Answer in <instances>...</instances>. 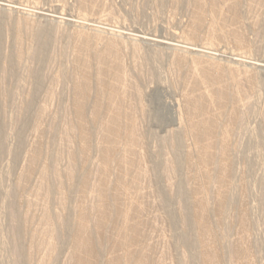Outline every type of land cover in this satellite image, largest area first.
I'll return each instance as SVG.
<instances>
[{"label":"rangeland","instance_id":"rangeland-1","mask_svg":"<svg viewBox=\"0 0 264 264\" xmlns=\"http://www.w3.org/2000/svg\"><path fill=\"white\" fill-rule=\"evenodd\" d=\"M8 1L21 3L25 11H21L20 13L19 12L15 13L14 11L13 12L9 10L4 11V9L1 10L0 8V14H1L0 20L4 19L2 20L4 27L5 24L8 25L6 26V30L8 31V33L7 31L5 32L4 27H3L4 30H2V34H4L5 36L2 35V37L4 36L2 38L4 43L3 42H2L3 44L1 43L3 45V46L1 45L2 46L1 51L2 49L3 51L0 60L1 61L0 62V77H1L0 102H2V104L5 106L3 122L5 128L4 144L6 149L5 154L0 156V264H14L16 261V254L12 249L13 248L11 244L12 239L10 235V226H9L11 225L9 208L12 202H17V203L19 202L18 203L19 211L23 217L25 216L27 218L26 219L24 217L25 228L23 229V231L24 230L25 231L23 234L24 235L23 244L25 247V251L26 250L28 251V252L26 251V253L30 255V256L27 255L29 261L28 264H46L45 263L46 260L50 261V262L47 261V264H50L52 261L53 264H75L74 263L75 259L76 258L79 259L78 258L79 255L75 247L76 243H73L76 242V231L78 230L77 225L79 226V224L77 223L78 222L80 223V220L77 218L79 216L77 215L81 213L80 211L82 209V206L84 205V204L82 205V202L84 203L87 202L85 203L87 207L88 205H92L89 206L91 207L89 209L92 212H95L97 210L96 207H98V203L100 199L99 196L102 195V191L100 187H98L99 186L98 181L100 178L99 175H101L102 172L100 166L102 165L101 154L103 153V151L101 150H104L107 146L106 144L107 142H105L106 134L104 133L106 132V130L104 129V127H108V125L110 124V120L112 119L111 116H113L114 111L117 113V115H119V119L121 118L120 128L122 129L121 130L122 135L120 137V140H118L119 142H117L116 146L118 147H115V149L117 148L115 150L116 154L115 153L113 154L114 167L113 166L111 167L112 174L110 173L111 176L110 179L114 185H112L111 183V187L112 186L113 187L111 188V192L109 194L110 196L108 197V199L109 202L119 199V202L120 203L122 202L121 206L124 207H129L127 205H133L134 207L132 206V208L133 209L136 208L134 210L137 213L135 214V216L131 217L132 218L131 221L129 220L127 222H125V220L122 219V217L119 214H117V216L114 218L115 221L112 220L114 223L108 220L104 221L103 224L106 223V226L103 225L105 235L103 234L101 240V248H102L101 259L102 261H104L103 259H105V261L102 263L113 264L114 260L115 262L116 261L119 262L120 260V263L122 264L123 263L136 264L135 260L138 259V257L147 256L148 264H193V263L206 264L202 256L204 254L203 252H207L209 249H211L209 248L210 246L209 242H207L208 244L206 245L205 244L202 245V243H200L199 246L196 245L195 248L193 249L188 247H186L187 248L186 249L185 247H180L177 245L176 239L178 240V237L180 236L179 234L180 233L182 234L183 232L187 231L189 229V226L187 227L188 228L187 229L186 227L181 228V226L179 225H173V222L171 221V216L173 215V212L176 215L177 212L183 209L184 203L178 200L177 202H175L174 205H172L173 208L171 209L172 206H166L159 194V190L163 186H165L169 192L171 191L172 194H174L175 192L178 193V188H177L178 184L181 180L185 179V184L187 185V188L189 189L191 188V190H194L195 192V190H197L196 188H198V186L201 185L199 186L198 189L203 190L202 192L201 191L199 192V195L198 193H196V196L197 197L199 196L200 198L199 197L197 198L193 195L194 198H192L193 200L192 202H196V201L203 202L205 200L203 203H205L207 206L210 205L211 207V209L208 208L207 211L208 214L206 213L207 214L206 216L207 218H209L208 220H210L209 222L211 228H213L214 231L213 233L216 232L217 235L216 239L218 238L217 240L219 241L217 245H221V246H217L218 255L221 261L220 264H264V72L244 66H236V68L232 69L234 70L232 75L228 70L229 67H233L232 62L226 57L219 56L217 57L216 60L210 59L211 60L210 61L207 58L202 57L203 59H200L197 58L198 56L195 57L187 54L185 55L182 52L176 51L175 53L173 51L172 52L167 51L162 48H158L154 46H148V45L143 46V44L138 45L139 43L135 41L133 42V40L123 39L121 37L119 38L117 35L115 36L112 35L115 33L117 34V32L120 31L121 29H125L127 30L126 32L128 33L135 30H139V31L141 30L143 33L146 34L163 36L167 38L181 37L182 38V39L180 38L181 40L187 39L186 41L197 45L200 43L210 46L212 43L211 46L214 45V49L216 50H222L227 53L241 54L242 56L245 57V59L247 58L246 61L250 59V61L254 62V60L256 61L257 59L258 60L264 59V5H263L264 0H241V1L240 0L238 1L237 0H208V1L206 0L205 4L203 3L204 0L203 1L202 0H191V1L190 0H179V1L178 0H16V1L8 0ZM196 1H201L204 7L202 9H199L197 7ZM235 4L237 6L238 18H236V16L234 15L235 14L234 9H232L233 7H235ZM253 5H255L256 7ZM55 7L60 8L59 9L60 11L58 10V12H62L61 13L62 16L65 15L64 17L68 18L70 15H72L78 21V23L76 25H69L64 22L55 24V22L45 21V19L39 18L35 14V12H38L41 9L48 11L50 10L52 11L53 9L54 11L56 9ZM198 9L201 12L203 11L201 15H200L201 12ZM6 19L9 21H7ZM16 24L18 25V28ZM0 27L2 29L1 23H0ZM45 27L50 28L52 31L51 33L52 38L50 36L52 41L51 39H49L51 42L50 45L52 46L49 45L47 49L48 52L46 51L47 54L45 52V58L44 60L41 61L40 59L37 58V54L39 53L38 51L39 48L37 47L38 45L37 35L39 34L40 28H45ZM7 28H9L10 31ZM112 30L115 33L112 32L111 34ZM211 31L215 32L214 35L213 32ZM102 32H104V34ZM240 35L242 38L241 39L242 42L237 41V36L240 37ZM6 36L8 37L5 38ZM210 36L211 38L213 37L215 40L213 38L211 39ZM109 39L111 40L110 42H108ZM88 40L90 46H87L85 44V42L87 43ZM95 40L98 41L99 43L96 42ZM112 42L115 43V44L113 43L115 46L113 49L115 50L112 51L113 53L110 52L109 54L108 50L111 47L110 44ZM119 43L121 47L118 46ZM123 43L125 44L123 45ZM219 45L220 47H218ZM116 46H118L117 48L118 50H116ZM87 47H90L88 48L89 49L88 51H87ZM113 49L111 47V50ZM117 52L119 53L118 56H120L118 60H116V58L114 57L116 56L114 53ZM10 57L11 58L16 57L14 60L16 59L17 60L14 62L13 74L5 78L6 76L5 70L6 68H8L9 65L8 58ZM87 59L89 60L88 62ZM213 61L215 62L216 65H214ZM42 63H46V64L42 65ZM88 63L91 66V71L93 70L92 71L93 81H92V90L89 92L88 95H86L84 104L88 113L87 116L90 122L88 126L90 133H92L91 139L93 141L91 142L90 146L86 148L83 145L81 146L82 142L80 143L81 138L79 137L80 131L78 133V130L80 128L78 127L79 122L77 121L78 119L76 118L77 94L75 90L77 89L76 77L78 76V78L80 79L82 78L84 73L83 71L87 66L86 64ZM100 66L101 67L103 66L102 68L104 69V77L106 78V79L103 78L105 84L102 85L99 81L96 80L98 79L96 77L98 72L102 69V68L100 69ZM81 67L82 69H80ZM118 68L120 69V71L117 74V71L119 70ZM206 68L209 70H207ZM205 69L209 73L206 72ZM35 70L36 71L40 70L42 72V77H43L42 85L43 84L44 85L43 87L41 86L39 90H36L37 80L34 78ZM79 71L80 72L82 71L81 74ZM43 72L45 73L43 74ZM120 72L122 73L121 75L119 74ZM204 74L205 75L208 74L207 77ZM222 74H223V80L222 81L217 80V75H222ZM79 75L81 77H79ZM117 75H120L119 80ZM201 75L204 78V81ZM121 77H124L122 80L124 82H119ZM231 80H234L233 82L235 85L232 84L233 82ZM116 81L119 82L118 83L119 86H116L117 85ZM207 81L209 82V84H206L208 83ZM113 83L116 84L114 85L116 86L117 89L118 88L121 89L117 90L113 86ZM120 83H121V87H120ZM114 88L117 92H114ZM222 90H224L225 91L224 93H226V100H225L226 103L220 106L218 105L219 104L218 101L220 100ZM206 92L208 94L214 93L212 95H214L213 98L215 101L213 100L214 103H212V105H210L211 102L209 103L208 101L209 96L207 95ZM230 92L232 94H230ZM117 94L119 95L115 96ZM206 95L208 96L207 97L208 99L206 98ZM113 96H115V98L117 97L118 98L115 100ZM188 99L191 100L188 101ZM193 100L194 103L196 102L195 105L197 104V106L194 105L193 108L195 111L192 110L191 112L189 108L192 107ZM97 102H99L100 104L99 106L101 111H99L98 117L96 118L93 115V107ZM169 104H176L179 107H177L174 111L173 109L171 110L170 108L166 107V105ZM186 104L187 107H189L188 109L186 108ZM89 106H91V108ZM117 108H119V110ZM200 108L202 109V111ZM204 109H207L210 113ZM236 112H238V115L236 114ZM207 116H209V119ZM231 116H234L232 121L230 120L232 118ZM227 117L230 119H228ZM206 118L208 119V122H211L213 120L212 122H215V124L218 121V123L216 124V129L218 131L216 130L217 133L213 141L207 138L206 140L205 136L201 132L200 134H196V132L195 133L193 132L196 130L192 129L195 124H197V126L198 125L202 126V124H205L207 121ZM23 120H27L29 124H27V129L24 132V146L22 148L23 150H21L19 156L16 157L15 150L17 151L18 148L17 147L18 140L16 139L18 138L15 137L16 135L15 133H17L16 131L20 128V124L22 123ZM177 120H182L183 123H181L180 121L181 124L176 125ZM234 120L236 122H234ZM228 123L232 124L233 127L230 133L231 135L229 134L228 138L225 141L223 139L222 132L224 125L226 126ZM182 124L184 126H182ZM132 131L136 132V134H134V132L133 134L136 135L135 138H137V142L136 144L134 143L131 145V143H128V141L130 142L129 132L132 133ZM181 131L184 133H182ZM175 132H180L182 135L183 134L185 135V137H183L184 135L182 136L184 152H187V154L190 156L191 162L193 161L192 159H194V161L185 169V172L186 171L187 172L185 173L183 171L182 174L166 172V170H164V167L163 169L161 168L162 169L161 174L163 175L164 183L162 181L161 183H159L157 182L155 177L156 172H158L159 170L157 169V166L160 163L162 165H165L169 163L170 160H172L173 149L171 148V144L169 143L171 141L170 134H173ZM126 137L127 138L129 137V139H127ZM169 138L170 140H168ZM209 140L210 142H208ZM165 142H167L169 145ZM130 145L131 148H128L130 147ZM207 146H210L209 151L212 155H214L212 156L213 163H211L209 168L211 169L209 170L211 173H207L206 171L201 169V167H199L197 162L200 157V153L202 152L203 154L204 147ZM38 148L41 150H39ZM222 148L223 151L225 150L224 152L221 151ZM81 150H86V151L82 152ZM122 150L126 152H128L129 150V152H131L132 155L131 153L129 154L126 152H122ZM187 150L190 152H188ZM197 150L199 154H197ZM73 153L75 155L77 154L79 157L78 159L76 155L77 159L76 162L74 163L71 162V158L69 157L70 154ZM123 155L129 157V159L132 158L130 159L131 161L129 162L131 164L127 163L121 166L123 164V161L127 159ZM87 157L89 158V160ZM46 163L51 169L49 173H47L46 175V177L49 180L48 179L44 180L45 174L43 175V173H45L44 165ZM75 163H77L78 166ZM74 165L76 167L75 170L77 172L76 179H72L70 176H67V174L70 175L69 172ZM190 166L192 169L190 168ZM225 166H229L230 167L229 169L232 168L230 170L231 172L228 175L229 177L227 176L225 178L226 180L222 179L224 178V176H226L223 175L222 172ZM122 168H124V170ZM194 168H197L196 170L198 171L200 170L202 176L197 171L196 172L197 177H196L194 172L196 170ZM214 169L219 174L214 172L215 171ZM57 174L58 175L60 174V176H57ZM204 175L206 176V178ZM207 175H209V177ZM78 176L80 178H78ZM210 176H212L213 178L211 179ZM55 177L56 178L59 177V178L55 180L56 179ZM83 177H85L87 180L86 185L84 187L82 185H79L81 181L80 179ZM88 177H90L89 180L90 182L88 181L89 179ZM42 179L44 180V182ZM133 181H135V183ZM60 182H62V185L60 184ZM206 182L209 183L207 184ZM45 183L48 184L49 188L51 189L46 188ZM53 184L57 186L53 188V186H51ZM19 185L21 186L19 187ZM204 186H206L207 188ZM41 188L43 189L45 188L46 190L44 189L43 191V189ZM52 189L54 192L52 191ZM96 190H99L101 193ZM98 192L100 193V195ZM177 193H175V195ZM83 197H85L87 201L86 200L83 201V199H85ZM97 197L99 199H97ZM179 201L181 202V204ZM207 201L209 202V205L208 203H206ZM220 202H223L222 205H224L221 206L223 207L222 209H220L221 207L218 208ZM215 204H217V206ZM211 205L212 206L215 205L216 207H212ZM214 210L216 211L215 213ZM210 211L212 212L213 215L211 214ZM48 214H50L52 218V223L48 222L49 217L48 218L46 217L49 216ZM70 218L72 221L70 220ZM218 218L220 219L218 220ZM245 218L247 219V221L249 220L247 225V228H249V230L245 228L246 227L245 225L241 224L243 222L242 220H244ZM75 220L76 221L78 220V222L76 223ZM196 221L194 220L191 221L190 229H193L192 231H194L195 234H197V237L198 236L200 237V235L198 234L200 229V223H198L199 221L198 222ZM71 222L72 224L74 222V224L72 225ZM46 223H47V227L45 225ZM92 223L94 224L95 222ZM249 223L251 224V226ZM67 224L70 225L69 230L65 227V225ZM215 224L218 226H216ZM49 226L53 230H50V228H48ZM75 226L77 229L75 228ZM192 226L195 228H193ZM196 227L198 229H196ZM74 229H76V231ZM182 229L183 232L181 231ZM47 230L54 232L52 233ZM55 230L58 232H55ZM62 230H64L65 233ZM46 232L49 233V236H47L48 234H46ZM59 232L62 235H59ZM43 235L47 236V238L45 239L44 238L45 236ZM55 235L60 237L56 236L54 239ZM49 237L52 240L49 239ZM197 237L196 239H199V237L198 238ZM38 239L40 240L38 241ZM42 239L44 240L45 244L43 243ZM59 239H62V241ZM68 239H70V241ZM47 240L49 241V243ZM52 241L56 242V244L52 243ZM46 246H48L50 249ZM238 247L239 248L241 247L242 250L246 249L243 250L244 252L247 251L245 252V254L243 252L241 256L239 255L240 258L235 253V250ZM55 248L56 250L54 251L53 249ZM194 249L196 251L199 249L198 250L199 253L198 251L197 252L195 251L194 254L193 251ZM201 250L202 252H200ZM134 251L135 252L137 251L136 252L137 254L134 253ZM53 252L55 253L59 252V253L55 254ZM104 252H106V254ZM104 254L106 255L105 258H104ZM50 258H52V260ZM193 258H195L196 260H194ZM200 258L203 260H201Z\"/></svg>","mask_w":264,"mask_h":264},{"label":"bare ground","instance_id":"bare-ground-1","mask_svg":"<svg viewBox=\"0 0 264 264\" xmlns=\"http://www.w3.org/2000/svg\"><path fill=\"white\" fill-rule=\"evenodd\" d=\"M16 1V0H15ZM179 1V0H178ZM191 1V0H190ZM203 1V0H202ZM206 0H204L203 1V3L205 4L206 2H205ZM208 1V0H207ZM238 1V0H237ZM241 1V0H240ZM81 2H83V1H81ZM177 2V1H176ZM213 2V1H212ZM224 2V1H223ZM234 2V1H233ZM203 3L201 2V1H196V4H197V7L199 8V9H202L204 6H203ZM219 3V2H218ZM217 3V4H218ZM251 3V2H250ZM33 4V3H32ZM85 4V3H84ZM178 4H179V2H178ZM213 4V3H212ZM233 4V3H232ZM240 4V3H239ZM249 4V3H248ZM26 5V4H25ZM226 5V4H225ZM230 5V4H229ZM257 5V4H256ZM264 5V4H263ZM29 6V5H28ZM38 6V5H37ZM87 6V5H86ZM240 6V5H239ZM253 6H255V5H253ZM31 7V6H30ZM36 7V6H35ZM53 7V6H52ZM194 7H196V6H194ZM205 7H206V5H205ZM229 7V6H228ZM231 7H233V6H231ZM249 7H252V6H249ZM256 7V6H255ZM0 8H1V10H3L4 9V11L5 10H9V11H14L15 13L16 12H21V11H25L23 8V5L21 4V3H19V2H11V1H8V0H0ZM56 8V7H55ZM35 9V8H34ZM50 9H52V8H50ZM60 8H56L54 11H53V9H52V11L50 10V11H48V10H39L38 12H35V14H36V16L37 17H39V18H42V19H45V21H53V22H55V24L56 23H67V24H69V25H76L77 23H78V21L72 16V15H70L68 18H65L64 16L65 15H63L62 16V12H58V10H59ZM90 9V8H89ZM196 9V8H195ZM198 9V10H199ZM221 9H222V7H221ZM232 9H234V12H235V16H236V18H238V15H237V6H236V4H235V7H233ZM247 9V8H246ZM212 10V9H211ZM60 11V10H59ZM200 11V10H199ZM214 11V10H213ZM224 11V10H223ZM11 12V13H12ZM34 12V11H33ZM201 12V11H200ZM203 12V11H202ZM202 12L200 13V15L202 14ZM240 12V11H239ZM24 13V12H23ZM220 13V12H219ZM224 13V12H223ZM212 14V13H211ZM24 15V14H23ZM26 15H29V14H26ZM80 15V14H79ZM204 15V14H203ZM0 16H1V14H0ZM7 16V15H6ZM215 16V15H214ZM224 16V15H223ZM203 17V16H202ZM201 17V18H202ZM221 17V16H220ZM7 18V17H6ZM9 18H10V16H9ZM76 18H77V16H76ZM82 18V17H81ZM240 18V17H239ZM242 18V17H241ZM222 19V18H221ZM2 20H4V19H1L0 21V23H1V26H2V29H1V27H0V60H1V56H2V51H3V49H2V51H1V47L3 46L2 44L4 43V41H3V37L5 36L4 34H2V30H4L3 29V21ZM7 20V19H6ZM99 20V19H98ZM7 21H9V20H7ZM6 21V22H7ZM77 21V22H76ZM227 21V20H226ZM237 21V20H236ZM235 21V22H236ZM241 21V20H240ZM5 22V21H4ZM89 22V21H88ZM95 22V21H94ZM99 22V21H98ZM224 22V21H223ZM230 22V21H229ZM234 22V23H235ZM238 22H239V20H238ZM92 23V22H91ZM100 23V22H99ZM19 24V23H18ZM94 24V23H93ZM102 24V23H101ZM242 24V23H241ZM17 25V24H16ZM83 25V24H82ZM257 25V24H256ZM6 26H8L7 24H5V32L7 31L6 30ZM91 26V25H90ZM193 26V25H192ZM258 26V25H257ZM39 27V26H38ZM52 27V26H51ZM95 27V26H94ZM218 27V26H217ZM14 28V27H13ZM17 28H18V25H17ZM28 28V27H27ZM37 28V27H36ZM100 28V27H99ZM192 28V27H191ZM252 28V27H251ZM7 29H9V28H7ZM21 29V28H20ZM39 29V28H38ZM103 29V28H102ZM108 29V28H107ZM112 29V28H111ZM119 29V28H118ZM193 29V28H192ZM211 29V28H210ZM101 30V29H100ZM209 30V29H208ZM240 30V29H239ZM9 31H10V29H9ZM25 31V30H24ZM38 31V30H37ZM94 31H95V29H94ZM107 31V30H106ZM127 30H125V29H121L120 31H118L117 32V34L112 30L111 31V34H112V32H114L115 34H112L113 36H115V35H117L119 38L121 37V38H123V39H129V40H133V42L135 41V42H138L137 44L138 45H140V44H143V46L144 45H148V46H154V47H158V48H162V49H164V50H167V51H173V52H175L176 53V51L177 52H182V53H184L185 55L187 54V55H190V56H195V57H197V58H200V59H203V58H207V59H211V60H216L217 59V57H219V56H222V57H226L227 59H229L231 62H232V66L233 67H229V72L233 75V72H234V70H232L233 68H236V66H244V67H248V68H252V69H255V70H258V71H262V72H264V59H261V60H254V62H252V61H250V59H248L247 61H246V59H245V57L244 56H242L241 54H237V53H227V52H225V51H222V50H216V49H214V45L213 46H211L212 45V43H211V45L210 46H208V45H206V44H192V43H190V42H188V41H186L185 39H184V37H183V39L184 40H181L182 38L181 37H179V38H167V37H163V36H156V35H151V34H146V33H143L141 30V32L139 31V30H135V31H129L130 33H128V32H126ZM228 31V30H227ZM54 32V31H53ZM192 32V31H191ZM211 32H213V31H211ZM7 33H8V31H7ZM6 33V34H7ZM11 33V32H10ZM19 33H20V31H19ZM51 33H52V31H51V29L50 28H40V31H39V34L37 35L38 36V38H37V41H38V45H37V47L39 48V53L37 54V58L38 59H40L41 61L42 60H44V58H45V52L47 51L48 52V47H49V45H50V40L49 39H51L52 38V36H51ZM83 33V32H82ZM103 34H104V32H102ZM196 33V32H195ZM214 33L215 32H213V35H214ZM37 34V33H36ZM154 34V33H153ZM194 34V33H193ZM2 35H4L3 37H2ZM19 35V34H18ZM65 35V34H64ZM189 35V34H188ZM208 35V34H207ZM211 35V34H210ZM10 36V35H9ZM14 36V35H13ZM36 36V37H37ZM50 36H51V38H50ZM89 36V35H88ZM108 36V35H107ZM196 36V35H195ZM8 36H6L5 38H7ZM71 37V36H70ZM79 37H81V36H79ZM87 37V36H86ZM177 37V36H176ZM192 37V36H191ZM194 37V36H193ZM215 37V36H214ZM219 37V36H218ZM217 37V38H218ZM223 37V36H222ZM10 38V37H9ZM75 38V37H74ZM109 38V37H108ZM111 38V37H110ZM114 38V37H113ZM118 38V39H119ZM181 38V39H180ZM197 38V37H196ZM210 38H211V36H210ZM210 38H208V39H210ZM213 38V37H212ZM211 38V39H212ZM216 38V39H217ZM36 39V38H35ZM88 39V38H87ZM104 39V38H103ZM107 39V38H106ZM191 39V38H190ZM214 39V38H213ZM241 35H240V37L239 36H237V41H241ZM12 40V39H11ZM55 40V39H54ZM117 40V39H116ZM115 40V41H116ZM189 40V39H188ZM215 40V39H214ZM213 40V41H214ZM6 41V40H5ZM36 41V42H37ZM51 41H52V39H51ZM96 41V40H95ZM111 40L109 39V41L108 42H110ZM112 41H114V40H112ZM198 41V40H197ZM202 41V40H201ZM212 41V40H211ZM218 41V40H217ZM222 41V40H221ZM3 42V43H2ZM7 42V41H6ZM18 42V41H17ZM35 42V41H34ZM96 42H98V41H96ZM104 42V41H103ZM117 42V41H116ZM120 42V41H119ZM194 42V41H193ZM242 42V41H241ZM2 43V44H1ZM11 43V42H10ZM75 43V42H74ZM92 43V42H91ZM99 43V42H98ZM97 43V44H98ZM105 43V42H104ZM114 42H112L110 45H111V47H112V49L115 47L114 46V44H113ZM121 43V42H120ZM120 43H119V45L118 46H120L121 47V45H120ZM130 43V42H129ZM132 43V42H131ZM16 44V43H15ZM20 44V43H19ZM83 44V43H82ZM85 44L87 45V46H90V43H89V40L87 41V43L85 42ZM122 44V43H121ZM125 43H123V45H124ZM133 44V43H132ZM242 44V43H241ZM2 45V46H1ZM104 45V44H103ZM108 45H109V43H108ZM130 45V44H129ZM218 45V44H217ZM19 46V45H18ZM50 46H52V45H50ZM118 46H116V50H118L117 48H118ZM92 47V46H91ZM95 47V46H94ZM108 47V46H107ZM111 47L109 48V50H108V52H109V54H110V52H112V51H114L115 49H113V50H111ZM135 47V46H134ZM133 47V48H134ZM136 47H137V45H136ZM218 47H220V45L218 46ZM6 48V47H5ZM37 48V49H38ZM88 48H90V47H87V51L89 50ZM98 48V47H97ZM103 48V47H102ZM107 48V49H108ZM217 48V47H216ZM227 48V47H226ZM17 49V48H16ZM92 49V48H91ZM90 49V50H91ZM139 49H140V47H139ZM218 49H220V48H218ZM15 50V49H14ZM123 50V49H122ZM136 50H137V48H136ZM142 50V49H141ZM163 50V51H164ZM225 50V49H224ZM250 50V49H249ZM95 51V50H94ZM149 51V50H148ZM18 52V51H17ZM17 52H16V54H17ZM47 52H46V54H47ZM50 52V51H49ZM51 52H52V50H51ZM140 52V51H139ZM247 52V51H246ZM88 53V52H87ZM113 53V52H112ZM174 53V54H175ZM244 53V52H243ZM15 54V53H14ZM21 54V53H20ZM24 54V53H23ZM48 54H50V53H48ZM108 54V55H109ZM116 56H118V52L117 53H114ZM251 54V53H250ZM98 55H99V53H98ZM146 55V54H145ZM173 55V54H172ZM51 56V55H50ZM116 56H114L115 58H116V60H118V58L120 57V56H118V57H116ZM158 56V55H157ZM184 56V55H183ZM18 57V56H17ZM149 57V56H148ZM160 57H161V55H160ZM203 57V58H202ZM16 58V57H15ZM15 58H8V68H6V70H5V78L6 77H8L9 75H12L13 74V72H14V62L17 60H14ZM19 58V57H18ZM101 58H102V56H101ZM114 58V59H115ZM173 58V57H172ZM196 58V59H197ZM47 59V58H46ZM104 59H105V57H104ZM145 59H146V57H145ZM161 59V58H160ZM184 59V58H183ZM186 59V58H185ZM255 59V58H254ZM19 60V59H18ZM21 60V59H20ZM50 60V59H49ZM112 60V59H111ZM162 60V59H161ZM174 60H176V59H174ZM180 60V59H179ZM189 60V59H188ZM204 60H206V59H204ZM210 60V61H211ZM251 60H253V59H251ZM3 61V60H2ZM7 61V60H6ZM52 61V60H51ZM89 60L87 59V62H88ZM98 61V60H97ZM151 61V60H150ZM209 61V62H210ZM1 62V61H0ZM48 62H50V61H48ZM48 62H46V63H48ZM96 62V61H95ZM109 62V61H108ZM111 62V61H110ZM117 62V61H116ZM193 62V61H192ZM214 62V61H213ZM46 63H42V65L43 64H46ZM102 63V62H101ZM104 63V62H103ZM179 63V62H178ZM200 63V62H199ZM91 64V63H90ZM114 64H117V63H114ZM192 64V63H191ZM7 65V64H6ZM87 66H86V68L84 69V73H83V76H82V78L80 79V78H78V76L76 77L77 78V89L75 90L76 91V96H77V106H76V114H77V121L79 122V124H78V127L80 128H78L79 130H78V133H79V131H80V133H79V137L81 138V141H80V143L82 142V144H81V146L83 145V146H85L86 148L87 147H89L90 146V144H91V142L93 141L92 139H91V137H92V133H90V130H89V126H88V124H90V122H89V118H88V116H87V110H86V107H85V104H84V100H85V97H86V95H88L89 94V92L92 90V81H93V74H92V71H91V66L89 65V63L88 64H86ZM96 65H98V64H96ZM149 65V64H148ZM182 65V64H181ZM196 65V64H195ZM207 65H209V64H207ZM214 65H216L215 64V62H214ZM44 66H46V65H44ZM43 66V67H44ZM56 66V65H55ZM174 66V65H173ZM218 66V65H217ZM235 66V67H234ZM42 67V68H43ZM84 67V66H83ZM94 67V66H93ZM103 67V66H102ZM101 66H100V69L102 68ZM112 67V66H111ZM3 68V67H2ZM117 68V67H116ZM217 68V67H216ZM76 69V68H75ZM80 69H82V67L80 68ZM95 69H96V67H95ZM107 69V68H106ZM119 69V68H118ZM194 69H196V68H194ZM207 69V68H206ZM205 69V71L206 72H208L207 70H209V69H207L206 70ZM211 69V68H210ZM34 70V69H33ZM79 70V69H78ZM99 70V69H98ZM114 70V69H113ZM254 70V71H255ZM81 71V72H82ZM120 71V69L117 71V74H118V72ZM122 71V70H121ZM158 71V70H157ZM192 71V70H191ZM193 71H195V70H193ZM35 73V76H34V78L37 80V84H36V90H39L40 89V87L42 86L43 87V85H42V82H43V77H42V72L40 71V70H38V71H34ZM80 72V71H79ZM81 72H80V74H81ZM97 72V71H96ZM45 72H43V74H44ZM72 73V72H71ZM77 73V72H76ZM198 73V72H197ZM209 73V72H208ZM225 73V72H224ZM236 73V72H235ZM120 75L122 74L121 72L119 73ZM138 74V73H137ZM195 74V73H194ZM221 74V73H220ZM226 74V73H225ZM4 75V74H3ZM15 75V74H14ZM96 75V74H95ZM116 75V74H115ZM120 75H117L118 76V80H119V78H120ZM199 75V74H198ZM205 75V74H204ZM208 75V74H207ZM207 75H205L206 77H207ZM211 75V74H210ZM214 75V74H213ZM45 76V75H44ZM49 76V75H48ZM68 76V75H67ZM72 76V75H71ZM228 76V75H227ZM4 77V76H3ZM75 77V76H74ZM79 77H81L80 75H79ZM98 79H96L97 81H99L100 83H101V85L102 84H105V82H104V80H103V78H105L104 77V69L102 68L99 72H98V74H97V76H96ZM115 77V76H114ZM135 77H136V74H135ZM197 77V76H196ZM201 77H202V75H201ZM230 77V76H229ZM1 78V77H0ZM10 78V77H9ZM70 78V77H69ZM123 78L124 77H121V79H120V81L119 82H124V81H122L123 80ZM130 78V77H129ZM199 78V77H198ZM203 78V77H202ZM236 78V77H235ZM45 79V78H44ZM106 79V78H105ZM126 79V78H125ZM194 79V78H193ZM210 79V78H209ZM215 79V78H214ZM227 79V78H226ZM47 80V79H46ZM72 80V79H71ZM117 80V79H116ZM206 80V79H205ZM217 80H223V74L222 75H217ZM216 80V81H217ZM10 81V80H9ZM13 81V80H12ZM34 81V80H33ZM45 81V80H44ZM75 81H76V79H75ZM202 81V80H201ZM203 81H204V78H203ZM210 81V80H209ZM227 81V80H226ZM232 82L234 81V80H231ZM48 82V81H47ZM46 82V83H47ZM104 82V83H103ZM108 82V81H107ZM117 82V81H116ZM119 82H117V85L115 84V83H113V86L116 88V86H119L118 85V83ZM131 82V81H130ZM199 82V81H198ZM208 82V81H207ZM97 83V82H96ZM227 83V82H226ZM74 84V83H73ZM99 84V83H98ZM97 84V85H98ZM116 86H115V85ZM206 84H209V82L208 83H206ZM222 84V83H221ZM232 84H234V82L232 83ZM112 85V84H111ZM127 85V84H126ZM167 85V84H166ZM220 85V84H219ZM228 85V84H227ZM235 85V84H234ZM164 86V85H163ZM202 86V85H201ZM204 86V85H203ZM102 87V86H101ZM120 87H121V83H120ZM122 87H123V85H122ZM160 87V86H159ZM1 88V87H0ZM72 88H74V87H72ZM98 88H100V87H98ZM115 88H114V92H117L116 90H115ZM162 88V87H161ZM166 88V87H165ZM42 89V88H41ZM117 89V88H116ZM119 89V88H118ZM117 89V90H118ZM121 89V88H120ZM119 89V90H120ZM125 89V88H124ZM127 89V88H126ZM137 89V88H136ZM229 89V88H228ZM236 89V88H235ZM7 90V89H6ZM112 90H113V88H112ZM128 90V89H127ZM195 90V89H194ZM205 90V89H204ZM215 90V89H214ZM221 90V89H220ZM1 91V90H0ZM75 91H73V92H75ZM202 91V90H201ZM207 91V90H206ZM234 91V90H233ZM237 91H239V90H237ZM8 92V91H7ZM37 92V91H36ZM208 92V91H207ZM206 92V93H207ZM213 92V91H212ZM225 91L224 90H222V92H221V97H220V100L218 101V105H220V106H222L223 104H225L226 103V93H224ZM119 93V92H118ZM164 93V92H163ZM188 93V92H187ZM202 93V92H201ZM205 93V94H206ZM210 93H211V91H210ZM208 94L207 93V95L209 96H207L206 95V98L208 97L209 98V103L211 102V104L210 105H212V103H214V98H213V96L214 95H212V94H214V93H212V94ZM2 94V93H1ZM120 94V93H119ZM119 94H117V95H115V96H118ZM185 94V93H184ZM183 94V95H184ZM230 94H232L231 92H230ZM36 95V94H35ZM112 95H113V93H112ZM112 95H111V97H112ZM201 95V94H200ZM199 95V96H200ZM204 95V94H203ZM220 95V94H219ZM104 96V95H103ZM115 96H113L114 97V99L116 100L117 98H115ZM122 96V95H121ZM140 96H142V95H140ZM75 97V96H74ZM90 97V96H89ZM173 97V96H172ZM219 97V96H218ZM228 97V96H227ZM240 97V96H239ZM33 98V97H32ZM188 98V97H187ZM207 98V99H208ZM216 98V97H215ZM236 98V97H235ZM75 99V98H74ZM88 99V98H87ZM186 99V98H185ZM206 99V100H207ZM6 100V99H5ZM27 100V99H26ZM34 100V99H33ZM191 100V99H190ZM189 99H188V101H190ZM214 100V101H213ZM218 100V99H217ZM2 101V100H1ZM36 101V100H35ZM98 101V100H97ZM188 101H187V103H188ZM198 101V100H197ZM5 102V101H4ZM3 102V103H4ZM29 102H31V101H29ZM95 102V101H94ZM114 102V101H113ZM186 102V101H185ZM193 102V105H192V107H187V104H186V108L188 109H190L191 110V112H192V110H194V108H193V106L195 105V103H194V100L192 101ZM230 102V101H229ZM34 103V102H33ZM32 103V104H33ZM190 103V102H189ZM5 104V103H4ZM11 104V103H10ZM177 104V103H176ZM176 104H169V105H166V107H168V108H170L171 110L173 109L174 111H175V109L177 108V107H179V106H177ZM208 104V103H207ZM42 105V104H41ZM100 104H99V102H97L96 104H95V106L93 107V115H94V117H98V114H99V111H101L100 110V106H99ZM209 105V104H208ZM214 105V104H213ZM11 106V105H10ZM195 106H197V104L195 105ZM206 106V105H205ZM225 106V105H224ZM32 107V106H31ZM40 107V106H39ZM90 108H91V106H89ZM200 107V106H199ZM202 107V106H201ZM210 107V106H209ZM226 107H227V104H226ZM225 107V108H226ZM11 108V107H10ZM203 108H205V107H203ZM220 108V107H219ZM222 108V107H221ZM236 108V107H235ZM118 110H119V108H117ZM201 109V108H200ZM230 109V108H229ZM113 110V109H112ZM117 110V111H118ZM186 110V109H185ZM204 110H207V109H204ZM213 110V109H212ZM216 110V109H215ZM225 110V109H224ZM232 110V109H231ZM4 111H5V106L2 104V102H0V156H2L3 154H5V151H6V149H5V142H4V120H3V115H4ZM23 111V110H22ZM26 111V110H25ZM109 111V110H108ZM189 111V110H188ZM195 111V110H194ZM197 111V110H196ZM201 111H202V109H201ZM223 111V110H222ZM226 111V110H225ZM115 112V111H114ZM114 112H113V116H111L112 117V119L110 120V124L108 125V127H104V129L106 130V132H104L105 134H106V136H105V142H107L106 144H107V146H106V148L104 149V150H101V151H103V153L101 154L102 155V165L100 166L101 167V169H102V172H101V175H99V186L98 187H100V189H101V191H102V195H100V191L99 190H96V191H99L98 193H99V195H97V196H99L100 197V199L97 197V199H99V203H98V207H96L97 208V210L95 211V212H92L89 208H91V207H89V206H92V205H88V207H87V205L85 204V203H87V202H82V209H81V213H79L77 216H79V217H77L79 220H80V223L78 222V220L76 221V223L77 224H79V226L77 225V227H78V230L76 231V226H75V228L76 229H74L75 231H76V242H73V243H76V250H77V253H78V255H79V259H75V264H103L102 262H104L105 261V259H103L104 261H102V255H101V250H102V248H101V240H102V237H103V234H104V227H103V225H105L106 226V223L105 224H103L104 223V221H106V220H108V221H112V220H114V218L117 216V214H119L121 217H122V219H124L125 220V222H127V221H131V217L132 216H135V214L137 213L134 209H136V208H132V206L133 205H127V206H129V207H124V206H121V203L119 202V199L118 200H113L112 202H109V199H108V197L110 196L109 194H110V192H111V188L113 187H111V183H112V181H111V179H110V173L112 174V172H111V167L114 165L113 164V154L115 153V150L117 149H115V147H118V146H116L117 145V142H119L118 140H120V137H121V128H120V119H119V115H117V113L115 112V114H114ZM173 112V111H172ZM180 112V111H179ZM190 112V111H189ZM198 112V111H197ZM207 112H209L208 110H207ZM228 112V111H227ZM230 112V111H229ZM234 112V111H233ZM11 113V112H10ZM121 113V112H120ZM204 113V112H203ZM210 113V112H209ZM92 114V113H91ZM104 114V113H103ZM122 114V113H121ZM189 114H192V113H189ZM213 114V113H212ZM236 114L238 115V112H236ZM10 115V114H9ZM108 115V114H107ZM193 115H194V112H193ZM207 115V114H206ZM233 115V114H232ZM6 116V115H5ZM103 116V115H102ZM190 116V115H189ZM204 116V115H203ZM202 116V117H203ZM217 116V115H216ZM235 116V115H234ZM234 116H231L232 118L230 119V118H228V119H230L231 121H232V119L234 118ZM19 117V116H18ZM22 117V116H21ZM37 117V116H36ZM74 117V116H73ZM208 117V119H209V116H207ZM226 117V116H225ZM30 118V117H29ZM71 118V117H70ZM178 118H179V116H178ZM236 118V117H235ZM103 119V118H102ZM127 119V118H126ZM180 119H182V118H180ZM200 119V118H199ZM208 119L206 118V123L205 124H202V126L201 125H198L197 126V124H195L194 126H193V128L192 129H194V130H196V131H193L194 133L196 132V134H200V132L205 136V139L207 138V139H210V140H212L213 141V139H214V137H215V135H216V133H217V129H216V124L218 123V121H217V123L215 124V122H208ZM212 119V118H211ZM13 120V119H12ZM236 120V119H235ZM234 120V122H236ZM240 120V119H239ZM11 121V120H10ZM70 121V120H69ZM108 121V120H107ZM106 121V122H107ZM129 121V120H128ZM180 121H181V123H183L182 122V120H177V124L176 125H180L181 123H180ZM188 121H190V120H188ZM193 121V120H192ZM228 121V120H227ZM231 121H229V122H231ZM238 121V120H237ZM74 122H75V120H74ZM73 122V123H74ZM89 122V123H88ZM93 122H94V120H93ZM103 122V121H102ZM105 122V123H106ZM122 122V121H121ZM220 122V121H219ZM65 123V122H64ZM134 123V122H133ZM200 123V122H199ZM198 123V124H199ZM233 123V122H232ZM27 124H29L28 123V121L27 120H23L22 121V123L20 124V128L16 131L17 133H15L16 135H15V137L16 138H18V139H16V140H18V145H17V151L15 150V155H16V157L17 156H19V154H20V151L21 150H23L22 148H23V146H24V132H25V130L27 129ZM31 124V123H30ZM60 124H62V123H60ZM229 124V123H228ZM224 125V127H223V139L226 141V139L228 138V136H229V134L231 133V130H232V124H229V125ZM58 125V124H57ZM106 125V126H107ZM11 126V125H10ZM71 126V125H70ZM102 126V125H101ZM132 126H134V125H132ZM182 126H184L183 124H182ZM219 126V125H218ZM14 127V126H13ZM53 127V126H52ZM66 127V126H65ZM74 127V126H73ZM126 127V126H125ZM127 127H128V125H127ZM131 127V126H130ZM239 127V126H238ZM55 128V127H54ZM67 128V127H66ZM122 128H123V126H122ZM179 128V127H178ZM218 128V127H217ZM222 128V127H221ZM50 129V128H49ZM102 129V128H101ZM132 129V128H131ZM177 129V128H176ZM182 129V128H181ZM36 130V129H35ZM59 130H60V128H59ZM69 130V129H68ZM73 130H74V128H73ZM72 130V131H73ZM135 130V129H134ZM217 130V131H216ZM42 131V130H41ZM49 131V130H48ZM124 131V130H123ZM127 131V130H126ZM177 131V130H176ZM180 131V130H179ZM14 132V131H13ZM33 132V131H32ZM37 132V131H36ZM99 132V131H98ZM133 132L134 131H132V133L131 132H127L128 134H129V136H130V142L128 141V143H131V145L132 144H136V142H137V138H135L136 137V135H134V134H136V132H134V134H133ZM182 132V131H181ZM233 132V131H232ZM52 133V132H51ZM68 133V132H67ZM70 133H71V131H70ZM103 133V132H102ZM126 133V132H125ZM182 133H184V132H182ZM73 134V133H72ZM128 134H126V135H128ZM195 134V135H196ZM104 135V134H103ZM124 135V134H123ZM134 135V136H133ZM171 136H170V138H171V141H170V143L169 144H171V148L173 149V158H172V160H170V162L169 163H167V164H165V165H162L161 163L157 166V169H159L158 170V172H156V174H155V177H156V180H157V182H159V183H161V181L163 182V175L161 174V170L163 169V167H164V170H166V172H172V173H178V174H182V172L184 171L185 172V169L194 161V159H192L193 161L191 162V160H190V156L187 154V152H184V149H183V138H182V136L184 135H182L180 132H175V133H173V134H170ZM231 135V134H230ZM41 136V135H40ZM47 136V135H46ZM125 136V135H124ZM123 136V137H124ZM198 136H200V135H198ZM222 136V135H221ZM50 137V136H49ZM103 137V136H102ZM183 137H185V135L183 136ZM217 137V136H216ZM125 138V137H124ZM127 138V137H126ZM161 138V137H160ZM170 138L168 139V140H170ZM193 138V137H192ZM127 139H129V137L127 138ZM155 139V138H154ZM185 139V138H184ZM206 139V140H207ZM218 139H220V138H218ZM122 140V139H121ZM210 140L208 141V142H210ZM15 141V140H14ZM67 141H68V139H67ZM124 141V140H123ZM122 141V142H123ZM127 141V140H126ZM143 141V140H142ZM219 141V140H218ZM70 142V141H69ZM69 142H67V143H69ZM105 142H104V144H105ZM192 142V141H191ZM197 142V141H196ZM215 142H217V141H215ZM224 142V141H223ZM165 143H167V142H165ZM213 143V142H212ZM228 143V142H227ZM93 144V143H92ZM168 144V143H167ZM168 144V145H169ZM184 144H185V142H184ZM203 144V143H202ZM219 144V143H218ZM226 144V143H225ZM225 144H224V146H225ZM7 145V144H6ZM34 145V144H33ZM37 145V144H36ZM70 145V144H69ZM95 145V144H94ZM93 145V146H94ZM129 145V144H128ZM127 145V146H128ZM131 145H130V147H128V148H131ZM193 145V144H192ZM212 145V144H211ZM230 145V144H229ZM229 145H227V146H229ZM59 146V145H58ZM71 146V145H70ZM92 146V145H91ZM121 146V145H120ZM126 146V145H125ZM134 146V145H133ZM7 147V146H6ZM198 147V146H197ZM201 147V146H200ZM37 148V147H36ZM77 148V147H76ZM167 148V147H166ZM186 148V147H185ZM225 148V147H224ZM227 148V147H226ZM10 149V148H9ZM39 149V148H38ZM89 149V148H88ZM125 149H127V148H125ZM158 149V148H157ZM199 149V148H198ZM209 149H210V146H207V147H204V152H203V154H202V152L200 153V157H199V159H198V165H199V167H201V169H203L204 171H206L207 173H211L209 170H211V169H209L210 168V165H211V163H213L212 162V156H214V155H212L211 153H210V151H209ZM12 150V149H11ZM35 150V149H34ZM39 150H41V149H39ZM43 150V149H42ZM94 150V149H93ZM130 150V149H129ZM129 150H128V152H126V151H123L122 150V152H126V153H131V152H129ZM138 150V149H137ZM31 151V150H30ZM45 151V150H44ZM82 152L83 151H86V150H81ZM100 151V152H101ZM118 151V150H117ZM121 151V150H120ZM131 151V150H130ZM135 151H136V149H135ZM188 151V150H187ZM221 151H223V148H222V150ZM225 151V150H224ZM223 151V152H224ZM233 151V150H232ZM235 151V150H234ZM32 152V151H31ZM73 152V151H72ZM188 152H190V151H188ZM58 153V152H57ZM86 153H88V152H86ZM126 153H124V154H126ZM133 153H134V151H133ZM32 154V153H31ZM59 154V153H58ZM83 154V153H82ZM84 154H85V152H84ZM100 154V153H99ZM116 154V153H115ZM190 154V153H189ZM197 154H199L198 153V150H197ZM202 154V155H201ZM215 154V153H214ZM223 154V153H222ZM24 155V154H23ZM34 155V154H33ZM32 155V156H33ZM77 155V154H76ZM76 155L73 153V154H70V158H71V162L72 163H74V162H76V159H77V157H78V155H77V157H76ZM131 155H132V153H131ZM134 155V154H133ZM219 155H221V154H219ZM225 155V154H224ZM223 155V156H224ZM8 156V155H7ZM31 156V157H32ZM39 156V155H38ZM47 156V155H46ZM56 156V155H55ZM86 156H87V154H86ZM119 156V155H118ZM124 156V155H123ZM191 156H193V155H191ZM15 157V156H14ZM84 157V156H83ZM101 157V156H100ZM115 157V156H114ZM124 157H126V156H124ZM51 158V157H50ZM88 158V157H87ZM116 158V157H115ZM127 159H125L124 161H123V164L121 165V166H123V165H125V164H127V163H129L131 160L130 159H132V158H130L129 159V157H126ZM133 158H135V157H133ZM2 159V158H1ZM78 159H79V157H78ZM34 160V159H33ZM66 160V159H65ZM88 160H89V158H88ZM100 160V159H99ZM141 160V159H140ZM132 161H134V160H132ZM196 161V160H195ZM238 161V160H237ZM31 162V161H30ZM70 162V163H71ZM85 162V161H84ZM83 162V163H84ZM98 162V161H97ZM117 162V161H116ZM166 162V161H165ZM230 162V161H229ZM33 163V162H32ZM55 163V162H54ZM100 163V162H99ZM225 163V162H224ZM223 163V164H224ZM76 165H77V163H75ZM80 164V163H79ZM120 164V163H119ZM118 164V165H119ZM129 164H131V163H129ZM134 164V163H133ZM194 164V163H193ZM29 165V164H28ZM31 165V164H30ZM115 165H116V163H115ZM197 165V166H198ZM32 166V165H31ZM45 167H44V170H45V173H43V175L45 174V179L44 180H47L48 178L46 177V175H47V173H49V171L51 170L50 168H49V166L47 165V163L44 165ZM78 166V165H77ZM192 166V165H191ZM191 166H190V168H191ZM215 166V165H214ZM236 166H238V165H236ZM34 167V166H33ZM75 167V165L71 168V170H70V172H69V174L70 175H68L67 174V176H70L72 179H76L77 178V172H76V167ZM114 167V166H113ZM31 168V167H30ZM52 168V167H51ZM60 168V167H59ZM70 168V167H69ZM81 168V167H80ZM140 168V167H139ZM142 168V167H141ZM162 168V169H161ZM230 167L229 166H225L224 167V169L222 170V172H223V175H226V176H224V178H222V179H224V180H226L225 178L229 175V173L231 172L230 170L232 169H229ZM34 169V168H33ZM78 169V168H77ZM86 169V168H85ZM113 169V168H112ZM118 169V168H117ZM121 169V168H120ZM123 170H124V168H122ZM192 169V168H191ZM195 170L197 169V168H194ZM200 169V168H199ZM213 169V168H212ZM221 169V168H220ZM32 170V169H31ZM89 170V169H88ZM119 170V169H118ZM122 170V171H123ZM189 170V169H188ZM203 170H201V171H203ZM215 170V169H214ZM213 170V171H214ZM43 171V170H42ZM126 171V170H125ZM198 170H196V171H194L195 172V176H196V172H197ZM29 172V171H28ZM44 172V171H43ZM52 172V171H51ZM114 172V171H113ZM128 172V171H127ZM132 172V171H131ZM143 172V171H142ZM142 172H141V174H142ZM165 172V171H164ZM187 172V171H186ZM185 172V173H186ZM190 172V171H189ZM199 173H200V175H201V172H200V170L198 171ZM214 172H216V170L214 171ZM214 172H212V173H214ZM30 173V172H29ZM68 173V172H67ZM96 173V172H95ZM118 173V172H117ZM140 173V172H139ZM146 173V172H145ZM184 173V174H185ZM216 173H218V172H216ZM215 173V174H216ZM236 173V172H235ZM55 174H56V172H55ZM64 174V173H63ZM116 174V173H115ZM190 174V173H189ZM194 174V173H193ZM198 174V173H197ZM219 174V173H218ZM49 175V174H48ZM79 175V174H78ZM168 175V174H167ZM25 176V175H24ZM40 176V175H39ZM57 176H60V174L58 175L57 174ZM66 176V177H67ZM87 176V175H86ZM89 176H91V175H89ZM117 176H119V175H117ZM130 176V175H129ZM145 176V175H144ZM179 176H181V175H179ZM178 176V177H179ZM183 176V175H182ZM202 176V175H201ZM205 176V175H204ZM203 176V177H204ZM208 177H209V175H207ZM219 176V175H218ZM241 176V175H240ZM251 176V175H250ZM52 177V176H51ZM123 177V176H122ZM128 177V176H127ZM154 177V178H155ZM188 177V176H187ZM197 177V176H196ZM200 177V176H199ZM202 177V178H203ZM207 177V178H208ZM211 177V179L213 178L212 176H210ZM229 177V176H228ZM29 178V177H28ZM42 178V177H41ZM56 178V177H55ZM57 178H59V177H57ZM57 178L55 179V180H57ZM61 178V177H60ZM69 178V177H68ZM70 178V179H71ZM78 178H80L79 176H78ZM89 179H88V181L90 180V177H88ZM116 178V177H115ZM180 178V177H179ZM195 178V177H194ZM205 178H206V176H205ZM214 178H215V176H214ZM34 179V178H33ZM38 179V178H37ZM69 179V180H70ZM118 179H120V178H118ZM117 179V180H118ZM125 179V178H124ZM135 179V178H134ZM146 179V178H145ZM209 179V178H208ZM220 179V178H219ZM221 179V180H222ZM17 180V179H16ZM43 180V179H42ZM44 180H43V182H44ZM49 180V179H48ZM68 180V181H69ZM81 181H80V184L79 185H82L83 187L86 185V178L85 177H83V178H81L80 179ZM188 180V179H187ZM194 180V179H193ZM20 181H21V179H20ZM73 181V180H72ZM180 181V180H179ZM178 181V182H179ZM195 181H197V180H195ZM220 181V180H219ZM223 181V180H222ZM227 181H228V179H227ZM39 182V181H38ZM59 182V181H58ZM65 182V181H64ZM63 182V183H64ZM90 182V181H89ZM96 182V181H95ZM134 183H135V181H133ZM217 182H218V180H217ZM224 182H226V181H224ZM26 183V182H25ZM40 183H41V181H40ZM47 183V182H46ZM45 183V184H46ZM49 183V182H48ZM70 183H71V181H70ZM75 183V182H74ZM88 183V182H87ZM97 183V182H96ZM143 183V182H142ZM164 183V182H163ZM162 183V184H163ZM207 184L209 183V182H206ZM213 183V182H212ZM60 184L62 185V182H60ZM95 184V183H94ZM98 184V183H97ZM125 184V183H124ZM204 184V183H203ZM206 184V185H207ZM225 184V183H224ZM243 184V183H242ZM41 185V184H40ZM58 185H59V183H58ZM70 185V184H69ZM112 185H114L113 183H112ZM137 185V184H136ZM164 185V184H163ZM168 185V184H167ZM189 185V184H188ZM205 185V184H204ZM214 185V184H213ZM212 185V186H213ZM217 185V184H216ZM2 186V185H1ZM21 185H19V187H20ZM25 186V185H24ZM42 186H43V184H42ZM51 186H53V188H55L56 186L53 184V185H51ZM74 186V185H73ZM88 186V185H87ZM87 186H86V188H87ZM92 186V185H91ZM129 186V185H128ZM133 186V185H132ZM152 186V185H151ZM199 186H201V185H199ZM199 186H198V188H199ZM203 186V185H202ZM211 186V185H210ZM222 186V185H221ZM242 186V185H241ZM16 187V186H15ZM23 187V186H22ZM46 188H49V185L48 184H46V186H45ZM61 187V186H60ZM75 187V186H74ZM121 187V186H120ZM124 187V186H123ZM142 187H144V186H142ZM168 187V186H167ZM192 187H193V185H192ZM204 187H206V186H204ZM209 187V186H208ZM214 187V186H213ZM58 188V187H57ZM56 188V189H57ZM119 188V187H118ZM178 193L177 192H175V193H177L176 195H175V193L174 194H172V192L170 193L169 191H168V189L165 187V186H163L162 188H160V190H159V194H160V197H161V199L163 200V202L165 203V205L166 206H172V205H174L175 204V202H177L178 200H180V201H182L183 203H184V207H183V209H181L179 212H177L176 213V215L174 214V212H173V215L171 216V221L173 222V225H179V226H181V228L182 227H188L189 226V229L187 230V231H185V232H183V229L181 230L183 233L181 234H179L178 236V240L176 239V241H177V245L178 246H180V247H188V248H195V246L196 245H200V243H202V245L203 244H208L207 242H209V245L211 246H209V248H211V249H209L208 247V251L207 252H203L204 254H203V258H204V262L206 263V264H220L221 263V261H220V257H219V255H218V250H217V246H221V245H217V243H219V241L216 239V237H217V235H216V232L215 233H213L214 231H213V228H211V225H210V220H208L209 218H207V211H208V208H210L211 209V207H210V205H209V200L206 202V203H208V205L209 206H207L205 203H203L202 201H200V202H192L193 200H192V198H194V196L195 197H197L196 196V193H198V195H199V192L201 191H203V190H200V189H198V188H196L197 190H195V192H194V190H191V188L189 189V188H187V185L185 184V179L184 180H181L180 182H179V184H178ZM207 188V187H206ZM217 188V187H216ZM238 188V187H237ZM41 189H43V188H41ZM45 189V188H44ZM44 189H43V191H44ZM49 189H51V188H49ZM93 189V188H92ZM95 189V188H94ZM98 189V188H97ZM120 189V188H119ZM122 189V188H121ZM209 189V188H208ZM207 189V190H208ZM218 189H220V188H218ZM46 190V189H45ZM55 190V189H54ZM73 190V189H72ZM81 190V189H80ZM116 190H117V188H116ZM126 190V189H125ZM142 190V189H141ZM144 190V189H143ZM170 190V189H169ZM175 190V189H174ZM205 190V189H204ZM39 191V190H38ZM52 191H53V189H52ZM57 191V190H56ZM86 191V190H85ZM122 191H124V190H122ZM245 191V190H244ZM24 192V191H23ZM47 192V191H46ZM45 192V193H46ZM49 192H50V190H49ZM54 192V191H53ZM80 192V191H79ZM145 192V191H144ZM205 192V191H204ZM63 193V192H62ZM81 193H82V191H81ZM85 193V192H84ZM84 193H83V196H84ZM113 193H115V192H113ZM112 193V194H113ZM118 193H120V192H118ZM123 193V192H122ZM126 193V192H125ZM124 193V194H125ZM128 193V192H127ZM133 193V192H132ZM142 193V192H141ZM209 193V192H208ZM67 194V193H66ZM92 194V193H91ZM93 194H95V193H93ZM117 194V193H116ZM137 194V193H136ZM246 194V193H245ZM24 195V194H23ZM22 195V196H23ZM80 195V194H79ZM114 195V194H113ZM139 195H140V193H139ZM194 195V196H193ZM16 196V195H15ZM85 196H86V194H85ZM93 196V195H92ZM126 196V195H125ZM242 196V195H241ZM39 197V196H38ZM53 197V196H52ZM81 197H82V195H81ZM95 197H96V195H95ZM114 197V196H113ZM120 197H122V196H120ZM199 197V196H198ZM197 197V198H198ZM203 197V196H202ZM206 197H208V196H206ZM215 197V196H214ZM218 197H221V196H218ZM18 198V197H17ZM21 198V197H20ZM55 198V197H54ZM83 198H85V197H83ZM82 198V199H83ZM200 198V197H199ZM210 198V197H209ZM217 198V197H216ZM227 198V197H226ZM36 199V198H35ZM60 199V198H59ZM72 199V198H71ZM70 199V200H71ZM81 199V200H82ZM96 199V198H95ZM207 199V198H206ZM211 199V198H210ZM213 199V198H212ZM215 199V198H214ZM84 200H86V198L85 199H83V201ZM135 200V199H134ZM133 200V201H134ZM203 200V199H202ZM217 200V199H216ZM224 200V199H223ZM13 201V200H12ZM17 201V200H16ZM87 201V200H86ZM93 201V200H92ZM111 201V200H110ZM124 201V200H123ZM179 201V202H180ZM37 202V201H36ZM225 202H227V201H225ZM19 203V202H18ZM18 203L17 202H12L11 204H10V218H11V225H9L10 226V235H11V239H12V242H11V244H12V249H13V251L15 252V254H16V261H15V263L14 264H28V256H30V255H28L27 253H26V251H25V247H24V244H23V234H24V231H23V229L25 228L24 227V223H25V218L22 216V214L20 213V211H19V208H18ZM58 203V202H57ZM182 203V204H183ZM222 203L223 202H220V204L218 205V208L219 207H221V206H224V205H222ZM7 204V203H6ZM130 204V203H129ZM131 204H132V201H131ZM180 204H181V202H180ZM218 204V203H217ZM217 204H215L216 206H217ZM28 205V204H27ZM30 205V204H29ZM212 206V207H216V206ZM35 206V205H34ZM61 206V205H60ZM59 206V207H60ZM67 206V205H66ZM93 206H95V205H93ZM142 206V205H141ZM36 207V206H35ZM56 207V206H55ZM80 207V206H79ZM124 207V208H123ZM134 207V206H133ZM173 208V206L171 207V209ZM223 207H221L220 209H222ZM34 209V208H33ZM80 209V208H79ZM93 209H94V207H93ZM167 209H169V208H167ZM209 209V210H210ZM62 211V210H61ZM139 211V210H138ZM174 211V210H173ZM79 212V211H78ZM141 212V211H140ZM211 212V211H210ZM216 211L214 210V213H215ZM220 212H222V211H220ZM242 212H243V210H242ZM207 213V214H206ZM226 213V212H225ZM250 213V212H249ZM199 214V215H198ZM210 214V213H209ZM211 214H212V212H211ZM210 214V215H211ZM49 216H46L47 218H48V222H50V223H52V218H51V216H50V214H48ZM66 215V214H65ZM94 215V216H93ZM213 215V214H212ZM222 215V214H221ZM137 216H138V214H137ZM215 216V215H214ZM254 216V215H253ZM46 217H44V218H46ZM217 217H218V215H217ZM27 219V218H26ZM42 219V218H41ZM60 219V218H59ZM220 218H218V220H219ZM47 220V219H46ZM54 220H56V219H54ZM67 220V219H66ZM69 220V219H68ZM70 220H71V218H70ZM119 220V219H118ZM192 220H194V221H196V222H198V223H200V229H199V232L198 231H196V232H198V234L200 235V237H199V239H196V237H197V234H195V232L194 231H192L193 229H190V225H191V221ZM242 220V219H241ZM59 221V220H58ZM72 221V220H71ZM115 221V220H114ZM221 221V220H220ZM220 221H218V222H220ZM243 222L241 223V224H243V225H245L246 227L245 228H247V225H248V221H247V219L245 218L244 220H242ZM54 222V221H53ZM92 222H95L94 224L92 223ZM113 222V221H112ZM140 222V221H139ZM171 222V223H172ZM28 223V222H27ZM42 223V222H41ZM68 223H69V221H68ZM76 223H75V225H76ZM114 223V222H113ZM112 223V224H113ZM129 223V222H128ZM141 223V222H140ZM194 223V222H193ZM56 224V223H55ZM60 224V223H59ZM71 224H72V222H71ZM73 224H74V222H73ZM72 224V225H73ZM111 224V225H112ZM218 224V223H217ZM250 224V223H249ZM31 225V224H30ZM46 225V227H47V223L45 224ZM93 225V226H92ZM107 225H109V224H107ZM216 225V224H215ZM8 226V227H9ZM38 226V225H37ZM42 226V225H41ZM55 226V225H54ZM53 226V227H54ZM141 226V225H140ZM216 226H218V225H216ZM220 226H221V224H220ZM250 226H251V224H250ZM59 227H62V226H59ZM65 227L69 230L70 229V225L69 224H67V225H65ZM120 227V226H119ZM177 227V226H176ZM175 227V228H176ZM193 227V226H192ZM230 227V226H229ZM256 227V226H255ZM3 228V227H2ZM28 228V227H27ZM48 228H50V226L48 227ZM58 228V227H57ZM73 228V227H72ZM106 228V227H105ZM180 228V229H181ZM193 228H195V227H193ZM243 228V227H242ZM29 229V228H28ZM35 229V228H34ZM46 229V228H45ZM55 229V228H54ZM60 229V228H59ZM177 229V228H176ZM179 229V230H180ZM196 229H198L197 227H196ZM248 230H249V228H247ZM39 230V229H38ZM50 230H53V229H51L50 228ZM50 230H47V231H50ZM106 230V229H105ZM109 230V229H108ZM114 230V229H113ZM220 230V229H219ZM246 230V229H245ZM244 230V231H245ZM8 231V230H7ZM63 232H64V230H62ZM239 231V230H238ZM9 232V231H8ZM39 232V231H38ZM50 232H54V231H50ZM55 232H58V231H56L55 230ZM60 232H61V230H60ZM59 232V235H62L61 233ZM67 232V231H66ZM129 232V231H128ZM180 232V231H179ZM35 233V232H34ZM65 233V232H64ZM250 233V232H249ZM248 233V234H249ZM40 234V233H39ZM46 234H48L47 236H49V233L48 232H46ZM56 234V233H55ZM175 234V233H174ZM178 234V233H177ZM10 235H9V237H10ZM51 235V234H50ZM67 235V234H66ZM105 235V234H104ZM216 235V236H215ZM36 236V235H35ZM43 236H45V235H43ZM42 236V237H43ZM47 236H45L44 238L46 239L47 238ZM57 235H55L54 236V239H55V237H56ZM141 236V235H140ZM239 236V235H238ZM31 237V236H30ZM57 237H60V236H57ZM117 237V236H116ZM134 237V236H133ZM197 237V238H198ZM248 237V236H247ZM43 238V239H44ZM52 238H53V236H52ZM62 238V237H61ZM72 238V237H71ZM241 238V237H240ZM11 239H10V241H11ZM42 239V241H43V243L45 244V242H44V240ZM49 239H51L50 237H49ZM53 239V240H54ZM58 239V238H57ZM104 239V238H103ZM121 239V238H120ZM128 239V238H127ZM133 239V238H132ZM142 239V238H141ZM245 239V238H244ZM35 240V239H34ZM40 239H38V241H39ZM52 240V239H51ZM51 240H50V242H51ZM59 240H61L62 241V239H59ZM69 241H70V239H68ZM117 240H119V239H117ZM175 240V239H174ZM223 240V239H222ZM30 241V240H29ZM33 241V240H32ZM48 241V240H47ZM55 241H57V240H55ZM134 241V240H133ZM173 241V240H172ZM67 242V241H66ZM72 242V241H71ZM106 242V241H105ZM121 242V241H120ZM128 242V241H127ZM39 243V242H38ZM48 243H49V241H48ZM52 243H55L56 244V242H53L52 241ZM52 243H51V246H52ZM61 243V242H60ZM122 243V242H121ZM224 243V242H223ZM227 243V242H226ZM251 243V242H250ZM9 244V243H8ZM31 244V243H30ZM72 244V243H71ZM120 244V243H119ZM243 244V243H242ZM244 244H245V242H244ZM252 244V243H251ZM34 245V244H33ZM43 245V244H42ZM48 245V244H47ZM50 245V244H49ZM54 245V244H53ZM62 245V244H61ZM201 245V246H202ZM7 246V245H6ZM50 246V247H51ZM57 246V245H56ZM121 246V245H120ZM120 246H118V247H120ZM239 246V245H238ZM244 246V245H243ZM29 247V246H28ZM31 247V246H30ZM46 247H48V246H46ZM53 247H55V246H53ZM52 247V248H53ZM75 247H74V249H75ZM7 248V247H6ZM41 248V247H40ZM49 248V247H48ZM51 248V249H52ZM58 248V247H57ZM67 248V247H66ZM117 248V247H116ZM123 248V247H122ZM222 248V247H221ZM243 248V247H242ZM245 248V247H244ZM36 249V248H35ZM43 249V248H42ZM50 249V248H49ZM59 249V248H58ZM71 249V248H70ZM130 249V248H129ZM129 249H128V251H129ZM135 249V248H134ZM187 249V248H186ZM197 249V248H196ZM200 249V248H199ZM198 249V250H199ZM220 249V248H219ZM233 249V248H232ZM231 249V250H232ZM251 249V248H250ZM37 250H38V248H37ZM46 250V249H45ZM54 251L56 250V248L55 249H53ZM151 250V249H150ZM197 250V251H198ZM206 250V249H205ZM235 250V249H234ZM243 250H246V249H243ZM242 249H241V247L239 248H236V250H235V253H236V255L237 256H241V254L244 252ZM12 251V252H13ZM40 251V250H39ZM48 251V250H47ZM50 251V250H49ZM72 251V250H71ZM194 251V254H195V249L193 250ZM196 251V252H197ZM253 251V250H252ZM28 252V251H27ZM34 252V251H33ZM137 252V251H136ZM135 251H134V253H136ZM179 252V251H178ZM200 252H202V250L200 251ZM222 252V251H221ZM233 252V251H232ZM245 252H247V251H245ZM245 252H244V254H245ZM32 253V252H31ZM45 253V252H44ZM52 253V252H51ZM50 253V254H51ZM53 253H55V252H53ZM57 253H59V252H57ZM57 253H55V254H57ZM76 253V254H77ZM105 254H106V252H104ZM131 253V252H130ZM129 253V254H130ZM198 253H199V251H198ZM29 254H30V252H29ZM46 254V253H45ZM49 254V255H50ZM54 254V255H55ZM104 254V258H105V255ZM108 254V253H107ZM122 254V253H121ZM128 254V253H127ZM137 254V253H136ZM193 254V253H192ZM222 254V253H221ZM28 255V256H27ZM37 255V254H36ZM35 255V256H36ZM48 255V254H47ZM53 255V254H52ZM62 255V254H61ZM134 255V254H133ZM152 255V254H151ZM202 255V254H201ZM250 255V254H249ZM252 255V254H251ZM139 256V255H138ZM141 256V255H140ZM240 256H239V258H240ZM243 256V255H242ZM43 257V256H42ZM48 257V256H47ZM52 257V256H51ZM54 257V256H53ZM112 257V256H111ZM135 257V256H134ZM194 257V256H193ZM195 257H196V255H195ZM198 257H200V256H198ZM229 257V256H228ZM244 257V256H243ZM37 258V257H36ZM35 258V259H36ZM55 258V257H54ZM137 258V257H136ZM237 258V257H236ZM242 258V257H241ZM29 259H30V257H29ZM47 259V258H46ZM45 259V260H46ZM51 260H52V258H50ZM115 259V258H114ZM129 259V258H128ZM148 258H147V256L146 257H143V256H141V257H138V259H136L135 260V263L136 264H148V260H147ZM194 260H196L195 258H193ZM192 259V260H193ZM201 259V258H200ZM199 259V260H200ZM201 260H203V259H201ZM228 260V259H227ZM233 260V259H232ZM236 260V259H235ZM246 260V259H245ZM39 261V260H38ZM47 261L48 262H50L49 260H46V264H47ZM108 261H109V259H108ZM111 261V260H110ZM130 261H131V259H130ZM133 261V260H132ZM53 262V261H52ZM50 263V264H53V263ZM107 262V261H106ZM113 262V261H112ZM114 262H115V260H114ZM113 262V264H119L120 263V260H119V262H115L114 263ZM150 262V261H149ZM179 262H180V260H179ZM181 262H182V260H181ZM184 262V261H183ZM188 262V261H187ZM197 262H198V259H197ZM196 262V263H197ZM41 263V262H40ZM43 263V262H42ZM132 263H134V262H132ZM186 263V262H185ZM200 263H203V262H200ZM230 263V262H229ZM110 264H112V263H110ZM120 264H122V263H120ZM124 264V263H123ZM194 264V263H193ZM198 264V263H197Z\"/></svg>","mask_w":264,"mask_h":264}]
</instances>
